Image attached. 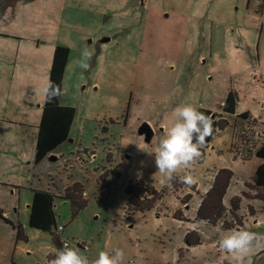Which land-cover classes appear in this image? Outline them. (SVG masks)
Masks as SVG:
<instances>
[{
  "label": "rangeland",
  "instance_id": "374dc122",
  "mask_svg": "<svg viewBox=\"0 0 264 264\" xmlns=\"http://www.w3.org/2000/svg\"><path fill=\"white\" fill-rule=\"evenodd\" d=\"M256 10V0H0V17L12 33L0 51V264H47L55 256L50 235L28 227L33 190L54 196L55 228L63 229L59 241L90 260L119 248L123 264H264V246L239 259L221 252L219 240L230 230L214 226L208 232L209 226L200 227L204 234L187 230L210 240L186 254L184 225L165 214L177 210L192 222V204L187 215L181 205L195 187L181 182L183 169L171 187L161 184L153 154L179 105L218 110L232 91L235 109L264 118V21ZM57 46L69 51L59 99L75 111L69 137L40 163L28 160L17 178L8 159L24 146L21 136L34 143L45 99L33 93L41 87L34 80L47 79ZM85 48L91 53L86 70L80 66ZM256 124L231 121L236 150L264 143V128ZM147 128L149 142L140 134ZM219 167L220 158L212 157L191 173L207 188ZM237 178L226 191L227 204ZM134 182L171 193L153 212L127 215L125 189ZM68 187L83 203L77 210L65 199ZM248 205L254 216L243 204L242 226L231 230L264 235V202ZM231 220L226 211L218 224Z\"/></svg>",
  "mask_w": 264,
  "mask_h": 264
},
{
  "label": "trees",
  "instance_id": "16d2710c",
  "mask_svg": "<svg viewBox=\"0 0 264 264\" xmlns=\"http://www.w3.org/2000/svg\"><path fill=\"white\" fill-rule=\"evenodd\" d=\"M69 51L64 47H55L52 53L50 70L48 73V80L55 82L57 85L62 86V79L66 64L68 61ZM60 99V98H59ZM59 99L52 103H46L45 99L42 104L41 117L38 125L36 126V137L34 146V162L40 163L48 155L52 154L64 142L68 140L69 130L72 124L75 111L72 108L62 107L59 104ZM237 104V96L234 92L227 93L222 102L220 111L221 115L212 113L206 109H198L206 115H210L213 119V134L207 139L206 145L201 149L202 155L198 160L200 162L204 155V150L208 148L213 135L218 130H223L228 126V122L223 117H231L235 114ZM235 118L243 120L248 119L247 113L237 115ZM254 156L262 161L258 165L251 178V184H246L245 187L255 192L250 195L242 192L240 196L233 197L229 201L228 210L223 206V198L226 194L230 181L232 179V172L228 169H219L213 179L210 189L203 196L199 207L196 211V219L198 221H207L208 226H216L221 222L226 214L229 212L232 220L230 222L222 223L223 230H231L234 227H241L243 217L239 216L238 212L242 200L260 201L264 202V143L261 144L254 152ZM197 162V163H198ZM73 188V187H72ZM168 188L156 191L150 185L142 182L129 183L125 189L127 195V209L126 214L140 213L145 214L151 212L162 197L167 192ZM65 199L71 201L73 210H77L83 203L78 202L72 191L67 188L65 190ZM54 196L45 191L33 190L32 199L29 205V221L28 227L41 232H46L51 237L52 245L57 251L62 248V243L59 241V233L55 228V215L53 212ZM248 206V216H254L255 210ZM174 217H178L175 215ZM0 218L2 212L0 211ZM17 238L22 237L21 226H17ZM185 245L187 247H195L201 244V239L195 233H186L184 235ZM51 256L46 258L48 264Z\"/></svg>",
  "mask_w": 264,
  "mask_h": 264
},
{
  "label": "clouds",
  "instance_id": "9594fccd",
  "mask_svg": "<svg viewBox=\"0 0 264 264\" xmlns=\"http://www.w3.org/2000/svg\"><path fill=\"white\" fill-rule=\"evenodd\" d=\"M90 56L87 48L81 51L80 66L85 70L88 68L86 60ZM33 93L42 94L46 103H52L64 94L61 86L50 79L42 87L34 88ZM172 116L171 126L153 153L157 172L163 177L160 183L169 187L181 169L188 170L198 162L202 155L201 149L214 131L212 117L192 104L175 107ZM180 180L185 185L196 183L191 174L181 176ZM200 223L207 224V221ZM261 246H264V235L244 229L230 230L218 243L221 252L237 259L246 257L254 248ZM124 255V251L117 248L111 252L100 251L95 259L90 260L78 247L65 243L48 264H123Z\"/></svg>",
  "mask_w": 264,
  "mask_h": 264
},
{
  "label": "crops",
  "instance_id": "0c3cea01",
  "mask_svg": "<svg viewBox=\"0 0 264 264\" xmlns=\"http://www.w3.org/2000/svg\"><path fill=\"white\" fill-rule=\"evenodd\" d=\"M256 2H257V10H256L257 16L262 21H264V18H262L260 16V13H259L260 0H256ZM0 24H4V25L0 26V51H2V49L5 47V43H3V42H5V40H3V39H9V37L12 36V33L10 31L11 27L9 25H7V21L5 20V17H3V16L0 17ZM217 30L221 31L222 29L218 28ZM51 59H52V57H51ZM47 81H48V77H47V79L46 78H41L40 81L38 80V78H35L34 84L35 85H40L42 87ZM233 90L239 92V89L236 88V87ZM238 94H240V93H238ZM238 100H239V98H238ZM221 105H222V102H221L220 107H219L218 110L213 109V108H210V109H207V110L211 111L212 113L221 115V111H220ZM242 113H247L248 114V118L250 120H252V121L255 120L258 123L255 126L256 128L257 127L258 128L259 127L264 128V118L260 119L259 117H255L256 115H253L252 112L247 111V110L241 111V110L235 109V114L233 116H231V117H223L224 119L227 120L228 126L225 129H223V130L216 131V133L213 135L212 140L210 141V143L208 145V148H206L204 150V155H203L202 160L195 164V165L202 164L203 162L207 161L208 159H210L212 157L220 158L221 167H219L217 170H215L213 172L211 184L213 182V179H214V176H215L216 172L219 169H228V170H230L232 172V174H233L232 178L234 176H236V177H238L240 179L241 176H246L245 180L244 179L243 180L240 179V181H239L238 178L236 179V182H239V185H238V187L235 188V195H233L232 198L240 196V194L242 192H246L247 188L245 187V185L249 184V183L251 184L252 175L250 176V174L252 172L254 173L255 168L262 163V161H260L259 159H257L254 156L255 150L250 149L249 152L244 151L243 153L239 152L238 150H236V142H235L236 139H235V136H234L235 131L232 128L231 121L237 115H240ZM39 118H40V116H39ZM35 129H36V127H35ZM17 135H19V134L17 133ZM35 137H36V134H35ZM35 137L33 138L34 143L32 145V144H28V140L26 138H24L23 136H21L20 140H21V143L24 146L21 147V150H19L16 155H13V154L11 155V158H10L11 160L8 159V169H9V171L13 172L14 174H17L16 175L17 178H18V176L21 173H23L25 171V169L28 168L27 166L30 164V163H28V160H31V161L34 160ZM217 155H219V156H217ZM195 165L192 166L191 170L190 169H188V170H184L183 169L184 170V175H186V174H191L192 175L191 172L194 171V166ZM230 183H231V181H230ZM211 184L207 188H201L198 183H195L193 185H189L190 187L191 186L195 187L194 188L195 192H198V195H194L195 192H191L190 199L188 201H186L185 204L183 203V205H181V206L183 208H186V211L184 212V214L187 215L186 214L187 212H191L190 209L189 210L187 209L189 207L188 205L192 204L191 205L192 214L188 213L189 215L190 214L193 215V221L192 222L188 221L190 218L189 219L188 218L184 219L181 216L182 214L181 215L178 214L177 218L174 217L176 215L177 210H171V211H169L168 213L165 214L166 216H169L170 219H172L176 223L184 225L183 238H184V235L186 234L187 230H189V228H190L189 225L191 226L192 224H198L204 230V227H205L204 224L200 223L201 221H198L196 219V211H197V209L199 207V204H200L203 196L210 189ZM229 186H230V184H229ZM229 186H228V188H229ZM68 188H70V187H68ZM168 190L165 193L164 198H168L169 197V195H167V194H168V192L171 193V191H168ZM253 201H256V200H253ZM178 202H179V200H178ZM249 202H252V201L242 200V202L240 204V209H239V212L241 214L243 213V211L245 209V208H243V204H246L247 207H248L249 206L248 205ZM222 203H223V206L226 209L229 207V203L227 204L226 201H225V196L223 198ZM151 212H153V210ZM162 215H164V214H162ZM242 217L245 218L244 214H242ZM207 226H208V224H207ZM211 227H213V226H209V227L205 228L206 229L205 231L208 232L211 229ZM219 227H221V225L217 224L216 226L213 227V230H217V229H219ZM62 231H63V229H62ZM212 231H211V233H212ZM205 235H206V233H205ZM200 239H201V244L200 245L195 246V247H187L186 246V250H185L186 254H191V253L201 249L204 246V242L206 240L207 241L210 240V238L205 237V236L200 237ZM215 245H216V242L214 240H212L211 243H209V246L214 247ZM51 256H54V255H51Z\"/></svg>",
  "mask_w": 264,
  "mask_h": 264
},
{
  "label": "built area",
  "instance_id": "2783aa9c",
  "mask_svg": "<svg viewBox=\"0 0 264 264\" xmlns=\"http://www.w3.org/2000/svg\"><path fill=\"white\" fill-rule=\"evenodd\" d=\"M259 13H260V16L262 18H264V0H260ZM255 134H256V138H258L257 132H255ZM83 195H84V193H83ZM204 225L207 226V224H204ZM61 231H62V228L61 227H58L57 228V233H60ZM189 231H191V232H197L199 234H204V231H201L200 226L198 224H192L191 227L189 228ZM65 243L66 242H62V247L64 246Z\"/></svg>",
  "mask_w": 264,
  "mask_h": 264
},
{
  "label": "water",
  "instance_id": "95a60500",
  "mask_svg": "<svg viewBox=\"0 0 264 264\" xmlns=\"http://www.w3.org/2000/svg\"><path fill=\"white\" fill-rule=\"evenodd\" d=\"M140 134H145V141L146 142H149L150 139L152 138V132L148 128L141 130Z\"/></svg>",
  "mask_w": 264,
  "mask_h": 264
}]
</instances>
